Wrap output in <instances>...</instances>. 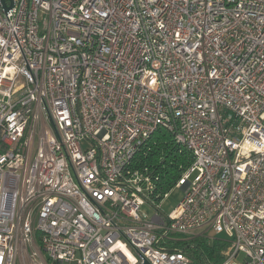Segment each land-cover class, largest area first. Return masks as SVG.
<instances>
[{
	"label": "built area",
	"instance_id": "obj_1",
	"mask_svg": "<svg viewBox=\"0 0 264 264\" xmlns=\"http://www.w3.org/2000/svg\"><path fill=\"white\" fill-rule=\"evenodd\" d=\"M202 230L264 264V0H0V264H194Z\"/></svg>",
	"mask_w": 264,
	"mask_h": 264
},
{
	"label": "trees",
	"instance_id": "obj_2",
	"mask_svg": "<svg viewBox=\"0 0 264 264\" xmlns=\"http://www.w3.org/2000/svg\"><path fill=\"white\" fill-rule=\"evenodd\" d=\"M192 161L191 154L177 146L171 134L159 130L152 138L150 148L136 158L134 166L153 170L154 175L159 177V190L165 194L175 187ZM217 236L212 239L194 236L190 243L180 246L186 250L194 264H220L224 259L223 251L229 247V242Z\"/></svg>",
	"mask_w": 264,
	"mask_h": 264
},
{
	"label": "rangeland",
	"instance_id": "obj_3",
	"mask_svg": "<svg viewBox=\"0 0 264 264\" xmlns=\"http://www.w3.org/2000/svg\"><path fill=\"white\" fill-rule=\"evenodd\" d=\"M184 197V193L182 190L180 189H174L168 198H166L163 202H161V211H163L166 214L171 213L176 206L182 201ZM155 206V205H154ZM154 206H151L150 204L146 203L143 206V212H145L147 215H149V217H153L156 213V209ZM196 236H200V238L202 239H212L214 238L215 235L213 232L211 231H198L195 233ZM195 235H193L192 237H194ZM187 240V244L191 242V238ZM209 237V238H208ZM218 238H224L227 240L225 235H219L217 236ZM177 239H185L184 236H176ZM189 253V252H188ZM224 253V251H223ZM190 258V257H189ZM191 259V258H190ZM34 260L27 258V257H21L20 262L18 264H35V262H33ZM48 264H57V263H52L49 259H47ZM240 261V260H239Z\"/></svg>",
	"mask_w": 264,
	"mask_h": 264
}]
</instances>
